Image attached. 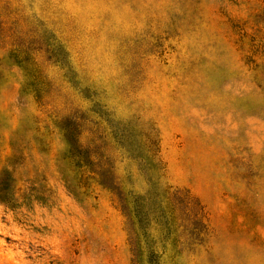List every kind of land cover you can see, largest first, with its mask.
<instances>
[{
    "label": "rangeland",
    "instance_id": "1",
    "mask_svg": "<svg viewBox=\"0 0 264 264\" xmlns=\"http://www.w3.org/2000/svg\"><path fill=\"white\" fill-rule=\"evenodd\" d=\"M0 264H264V0H0Z\"/></svg>",
    "mask_w": 264,
    "mask_h": 264
},
{
    "label": "trees",
    "instance_id": "2",
    "mask_svg": "<svg viewBox=\"0 0 264 264\" xmlns=\"http://www.w3.org/2000/svg\"><path fill=\"white\" fill-rule=\"evenodd\" d=\"M13 181V178L7 171H3L0 175V201L10 205L15 202Z\"/></svg>",
    "mask_w": 264,
    "mask_h": 264
}]
</instances>
